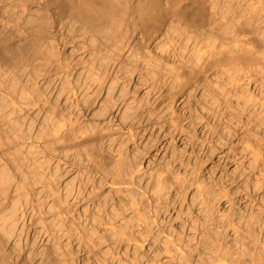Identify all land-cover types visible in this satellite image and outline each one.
Listing matches in <instances>:
<instances>
[{
  "label": "bare ground",
  "instance_id": "1",
  "mask_svg": "<svg viewBox=\"0 0 264 264\" xmlns=\"http://www.w3.org/2000/svg\"><path fill=\"white\" fill-rule=\"evenodd\" d=\"M17 1L19 3V0ZM234 1L236 6L235 3L228 1L220 6L219 0H212L211 11L204 5L205 0H57V2L53 0L54 4L40 1L39 3L43 4L42 13L34 20H24L22 25L13 17L14 13L11 15L7 14L8 11H4L1 14L0 23L5 19L6 24L9 25L0 29V98L2 97L0 123L3 122L7 127L2 130L0 126V147L4 143L2 142L4 137L17 140L16 138L21 136L23 130L17 133L18 129L14 125L19 118L16 114L17 109L19 113L28 106L35 105L39 100L38 94L42 95L41 91L34 93L36 89L29 88L34 90L31 92L25 87V82L22 83V79L20 80L22 76L27 74V78L31 79L25 80L26 83L35 81L39 77L43 78L45 75L52 80L56 76L58 78L61 70L66 74L67 79L65 78L60 91L56 93L65 97L70 105L67 114L64 112L59 115L54 105L47 114V123L42 132L46 137L45 159L49 167L45 180L34 179L31 182L22 176L18 180L19 173L24 175L20 165L17 168L19 173L14 172L13 168L11 173L0 169V264H76L82 250H86L88 254H92L91 256L96 255L94 240L100 225V217H96L95 214L89 216L91 226L87 228L90 231H87L86 227H83L85 231H80L71 226L65 229L67 231H63L65 226L63 220L69 221V218H73L70 212L74 205L77 206L85 200L97 199L104 186H108L117 195L126 197L135 206L134 219L129 226L130 232L127 233L122 229L111 231L117 243L125 240L142 247V243L147 240L164 237L166 242L171 243L176 249L183 264H264V246L260 247L261 253L244 257L250 251V242L254 244L258 242V228L261 226L254 211L249 215L238 214L235 216L237 221L233 214L217 215L218 217L205 214L198 228L199 239L195 235L187 239L166 232L165 222L161 219L163 216L161 210L166 209L163 208L159 197L156 201H148L145 207H137L138 203H141L138 199L140 194L149 200L150 186L153 190L151 193L157 196L164 195L166 199L171 187L164 170L155 169L149 173V170L142 171L141 157L134 155L133 151V155H130L127 142H133L140 134L135 126L136 123H133L138 115L137 112L127 115L132 123L127 127L125 141L118 142V139L111 137L112 134L106 132V129L100 125L101 121L112 112L118 100H112L114 83L109 82L108 87L105 85L110 68H113V71L115 66L119 67L118 72L124 70L125 74L137 73L144 68L147 71L146 75L151 78L156 77V81L162 79L163 84L176 91L198 86L200 76L207 72L215 75L224 69L229 76L236 78L240 72L249 73L259 64L264 66L263 53L258 50V44L252 36L255 33V16L260 8L249 4L247 8H242V14H239L237 8L240 0ZM239 19H243V23H239ZM218 22L223 24V29L217 33L215 27L218 28ZM56 26H59L58 30H55ZM58 33L59 38L56 35ZM158 35L165 39L163 47L160 46L164 53L172 51L173 56L180 57L175 47L179 38L180 42L177 46L181 52L185 49L182 47L183 41H190L193 44L190 54L185 52L181 60V57L176 58L178 63L171 64L163 57H156L150 51L145 52L144 50L148 48L147 43L156 39ZM261 35L264 36L263 33ZM73 42L75 44L81 42V48L84 50L82 52L89 58L84 61L82 59L81 62L76 60L74 63L71 61L63 63L68 58L58 59L55 50L59 44L65 46ZM125 50L129 51L127 59L121 56ZM138 63H144V66L140 67ZM84 67H89V74L85 77V88L79 90L81 73L78 74L75 83L68 77L72 74V70L76 68L83 70ZM99 72L104 75L101 76ZM125 74L121 75L122 78ZM93 83H97V88L88 95L86 91ZM85 89L82 98L78 99V95ZM102 90H105L106 95L99 111L93 112L95 114L90 119L87 118L88 124L79 123L77 115L72 116L73 110L77 109L80 116H85V112L92 110ZM52 91L48 90V93ZM17 92L20 93L17 94L18 96H22L21 100L14 97L13 94ZM118 96L122 99L125 95L120 93ZM70 98H73V101L70 102ZM9 105L12 108L10 112L7 111ZM114 142L118 145L116 149L112 147ZM106 144L108 148H105ZM109 149L116 153L115 158ZM54 163H56L55 167L52 166ZM73 170L78 172L77 191L76 187H72L62 193L58 182ZM95 175L99 178L98 182L94 179ZM15 176L16 180L13 181ZM27 176L30 177L28 174ZM146 178V187H143L140 183ZM177 181L181 184L179 180ZM37 184L45 190L44 199L50 198L51 204L48 205L43 199L33 196L36 194ZM182 186L183 189H187L184 184ZM85 187L91 188L87 196H85L87 192L84 193ZM12 191L15 193L14 196H11ZM216 194L210 199L217 202L219 198L217 196L220 194ZM44 204L46 208L43 207ZM208 208L210 209L209 206ZM104 215L107 216V221L112 220L108 212ZM45 218L49 220L46 221ZM21 224L20 232L17 233L16 228ZM29 229L34 230L36 236L39 233H46L47 239L50 238V241L54 242L44 248L38 249L34 245L24 248L19 245L20 237L21 234H27L29 231L26 230ZM230 230L244 231L245 240L241 243L235 239L233 241L228 235ZM58 231L71 241L80 242L81 247L62 249L57 241ZM9 239L13 244L11 247H6ZM262 240L264 242V236ZM100 264L110 263L108 259H104Z\"/></svg>",
  "mask_w": 264,
  "mask_h": 264
},
{
  "label": "rangeland",
  "instance_id": "2",
  "mask_svg": "<svg viewBox=\"0 0 264 264\" xmlns=\"http://www.w3.org/2000/svg\"><path fill=\"white\" fill-rule=\"evenodd\" d=\"M14 1L3 0L1 2L0 0V16L4 11H8L7 14L11 15L14 13L13 17L21 25L22 22H25L24 20H34L42 13L41 6L43 4L39 3L40 1L42 3H53V0H45V2L44 0H19V3L17 0ZM227 1L235 3L234 0H219L218 5L222 6ZM212 4V0H205L204 5L209 11L212 10L210 8ZM249 4H254V6L260 8L255 16V33L252 36L255 43L258 44V50L263 53L264 57V36L261 35L262 33L264 35V0H240L237 8L238 13L242 14V8H247ZM234 5L236 6V3ZM3 20L0 23V29L9 25L6 24L5 19ZM239 21V23H243V19H239ZM217 27H215V31L218 33L223 29V24L220 22ZM166 28L167 25L163 30V34ZM58 29L59 26H56L55 30ZM56 32L54 31V33ZM56 35L59 38V33ZM137 37L138 35L136 39ZM177 39L178 42L175 47L181 58L173 56L172 51L168 53L161 51L160 46L162 48V44L165 43V39L161 35L148 42L146 45L148 48L144 51H150L156 57H163V59L169 60L171 64H176L178 63L176 58L181 60L185 52L190 54V49L193 46L190 41H183V45L179 44V46L185 47L181 52L177 46L180 39ZM82 50L81 42L76 44L73 42L67 43L65 46L59 44L55 51L58 59L68 58L63 63L69 61L74 63L76 60L81 62L82 59L84 61L89 58ZM128 54L129 51L125 50L121 53V56L125 59ZM138 64L140 67L144 66V63ZM88 68L84 67L83 70L76 68L77 71L74 69L71 71L72 74H69L70 77L68 78L75 83V79L81 73L79 79L81 89L79 88V90L85 88V77L89 74ZM112 69L110 68L109 73L107 71L105 85L114 83V89L111 92L112 100H118L112 108V112L108 114L106 119L101 121L100 125L106 129V132L112 134L111 137L118 139V142L125 141L128 133L127 127L132 123L127 115L137 112L138 115H136L133 123H136L135 126L140 134L133 142H127L130 155L134 154L141 157L142 171L149 170V173L155 169L164 170V174L167 175L169 183H171L169 184L171 187L167 199L164 198V195L157 196V194L151 193L153 192L152 187L148 186L150 190L148 191L149 200L140 194L138 199L141 203H138L137 207H145L148 201H156L159 197L163 208L166 209L161 210L163 212L161 219L164 220L166 226L165 231L175 237L178 235V237L187 239L194 235L196 238H200V235H197L198 228H200V223H202L205 214L211 217L233 214L235 221H237L235 216L238 214L249 215L254 211L261 226H258V242L257 244L250 242V251L244 257L248 258L251 254L261 253L260 247L264 246L262 240V236H264V66L259 64L252 72H240L236 78L229 76V73L224 69L215 75L207 72L200 76L198 86L195 87L194 85L178 91L169 89L166 84L162 83V79L156 81V77L151 78L146 75L147 71L144 68L137 73L128 74H125L124 70L118 72V66H115L113 71ZM96 72L94 71V73ZM59 74L58 78H56L57 76L52 78L54 82L51 77L47 78L46 75L43 78L39 77L35 81H30V83H26L29 78H27V74L20 78L22 83L25 82V87L36 89L35 91L29 89L31 92L38 93L41 91L42 95L38 94V96L40 95L39 100L35 105L28 106L27 109L25 108L19 113L17 112L18 109L17 111L15 109L19 117L18 120H20H17V123L14 124L19 131L17 133L23 130V134L20 133L21 136L24 134H27V136L21 137L19 135L20 138H16L17 140L2 137L4 143L1 145L2 148L0 147V169L11 173L13 168L14 172L19 173L17 168L20 165V169L23 170L22 174L26 177L19 173L18 180L21 179V176L31 182L34 179L45 180L48 172L47 168H49L48 161L45 159L46 137L42 133L47 123L46 117L51 106L54 105L60 115L64 112L67 114V108L70 105L65 97L57 95L60 86L67 79L66 74L61 70ZM99 74L104 75L100 72ZM123 74H125L124 78H122ZM29 80L31 79L29 78ZM96 84L93 83L89 87L90 90L80 91V94L78 92V99L82 98L84 91L91 95L97 88ZM48 90L53 91L48 93ZM104 91H101L92 110L85 112V116H80L77 109L73 110L72 116L77 115L79 123L88 124L89 122H86L87 118L90 119L95 114L93 112H98L100 106H102V101L106 95ZM120 93L125 95L122 99L118 96ZM17 94L20 93L13 94L14 97L21 100L20 97L22 96ZM48 101H50L49 104ZM71 101H73V98H70ZM10 107L11 105L8 109L6 108L9 112L10 109L12 110ZM0 126L2 130L7 128L3 122L0 123ZM117 146L115 142L112 144L113 149H116ZM105 148H108L107 144ZM109 151L113 150L109 149ZM111 153L115 158L116 153ZM52 166L55 167L56 163ZM53 167L52 171L54 170ZM77 175L78 172L73 170L61 178L62 180L60 179L58 187L60 191L62 190V193L67 192L72 187H76L77 191L79 186ZM94 179L96 182L99 181L97 175L94 176ZM15 180L16 176L13 181ZM177 180L181 184H178ZM146 183L147 178L144 181L142 180L140 184L146 187ZM182 184L187 189H183ZM65 186L67 188L64 189ZM35 187L36 194L33 196L43 199L48 205L51 204L50 198L44 199L45 190L42 189L41 185L37 184ZM90 189L84 188V193L87 192L85 196L88 195ZM101 192L97 199L85 200L77 206L74 205L70 212L73 218H69V221L63 220L65 225L63 231H67L65 229H69L70 226L85 231L83 227L91 226V221L88 220L89 216L95 214L96 217H100V225L97 228L98 232L94 240L96 255L91 256L92 254L82 250L81 257L76 264H100L104 259H108L110 264H183L176 249L171 243H167L164 237L147 240L142 243V247L125 240L117 243L111 231L122 229L127 233L130 232L129 226H131L134 219L135 206L131 204L129 199L117 195L108 186H104ZM216 193L220 194L217 196V198L219 197L217 202L210 199L212 196L217 195ZM14 195L15 193L12 191L11 196ZM43 207L46 208L45 204ZM98 209L101 211H98ZM105 212L111 215L112 220L108 219L109 221H107V216L104 215ZM31 215L32 213L29 219ZM68 217L71 216L68 215ZM45 219L46 221L49 220V218ZM21 226L22 224L17 226V233L20 232ZM79 230L72 229V231ZM26 231L29 232L21 234L19 242V245L24 246V248L34 245L39 249L44 248L46 245L50 246L54 242L50 241L49 237L47 239L46 233H39L36 236L34 230L29 229ZM87 231H90V229ZM170 231L174 232L171 233ZM243 234L246 233L244 231H228L231 239L233 241L235 239L238 243L245 240ZM57 235H59L57 241L62 249L81 247L80 242L71 241L62 236L59 231ZM12 244L13 241L9 239L6 247H11ZM55 246L59 247L58 245ZM83 251L85 252L83 253ZM205 251L210 252L209 250ZM109 252L110 254H107Z\"/></svg>",
  "mask_w": 264,
  "mask_h": 264
}]
</instances>
